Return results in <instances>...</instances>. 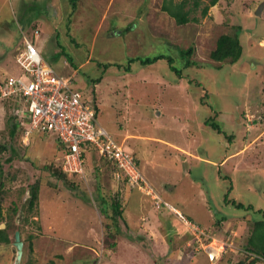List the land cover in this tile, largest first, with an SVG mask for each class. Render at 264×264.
Masks as SVG:
<instances>
[{
  "label": "rangeland",
  "instance_id": "obj_1",
  "mask_svg": "<svg viewBox=\"0 0 264 264\" xmlns=\"http://www.w3.org/2000/svg\"><path fill=\"white\" fill-rule=\"evenodd\" d=\"M163 1L78 0L73 9L70 0H0V82L21 74L15 62L21 26L34 45L37 31L43 58L57 74L73 75L74 86L95 104L98 123L136 160L138 155L148 184L156 191L159 177L164 179L172 208L226 244L215 264H260L247 242L264 214V0H219L204 16L209 3L199 0L190 14L197 22L186 25L162 10ZM235 34L242 46L239 61L213 62L217 39ZM189 48L195 52L182 56ZM160 54L171 58V66L166 59L146 66L135 61L124 71L129 59ZM13 113L10 100H0V146L16 150L0 152V228L13 222L14 208L25 242L20 264H194L204 255L191 252V235L175 216L116 182L104 159L88 155L85 176L69 173L76 188L58 179L52 173L61 158L54 137L35 132L28 145L21 133L11 139ZM31 185L39 188L29 212L24 202ZM102 196L121 203L124 221L118 218V226L102 212ZM144 197L151 205L144 202L141 212ZM147 208L164 211L150 216ZM146 222L157 224L147 228ZM153 238L165 242L154 250L147 246ZM15 255L13 242L0 244V264H14Z\"/></svg>",
  "mask_w": 264,
  "mask_h": 264
},
{
  "label": "built area",
  "instance_id": "obj_2",
  "mask_svg": "<svg viewBox=\"0 0 264 264\" xmlns=\"http://www.w3.org/2000/svg\"><path fill=\"white\" fill-rule=\"evenodd\" d=\"M38 34L34 31V37ZM15 62L21 74L11 75L0 82V100H10L22 144L28 145L35 132L52 135L67 148L61 155L59 168L68 176L69 173L85 176V160L88 155L92 157V153L98 162L104 159L112 167L116 182L124 183L125 180L128 189L138 190L149 197L156 208H163L175 216L191 235L188 246L193 252L204 254L210 264L220 259L226 244L215 234L207 233L201 226L181 216L177 209L161 199L139 172L138 161L132 153L98 123L95 104L84 98L74 86L73 75L57 74L33 41L25 36ZM252 258L264 264V258L258 255L252 254Z\"/></svg>",
  "mask_w": 264,
  "mask_h": 264
},
{
  "label": "trees",
  "instance_id": "obj_3",
  "mask_svg": "<svg viewBox=\"0 0 264 264\" xmlns=\"http://www.w3.org/2000/svg\"><path fill=\"white\" fill-rule=\"evenodd\" d=\"M78 0H70L71 6L73 9H75L76 7V2ZM208 1V5H206L203 9H202V16L206 15L207 10H208V6H213L215 5L219 0H207ZM188 4V0H182L181 2L178 3H174L173 0H164L163 1V6H162V10L164 12H166L171 18H173L175 20V22L178 25H186L190 22H197L196 18L194 17H190V14L193 13L200 5V1L199 0H194L193 1V5L191 6V8H188L186 10V5ZM63 52V51H62ZM194 48H189L187 49V51L182 52V56H191L194 53ZM62 54V53H61ZM59 55V54H58ZM242 56V46L240 43V40L238 38V35L235 34L233 36L230 35H222L220 36L217 41H216V45L215 48L211 51L209 57L213 62H217V63H223V62H229L231 64L236 63L237 61H239V59ZM159 59H166L169 63V65L171 66L172 62H171V58L167 57L165 55H157L154 56L152 58H145V59H140V58H135V59H129L128 60V66L127 68H124V71H126L127 73L130 72V64L133 62H139L140 65L146 66V65H151L153 63H155L156 61H158ZM190 65L189 62L186 63V67H188ZM116 67L118 69L121 68V66L116 65ZM98 82V80L92 81L93 85H95ZM11 117V116H10ZM210 126L213 129H218L219 127L217 126V124L215 123H211ZM8 134L9 137L11 139H14L19 133H20V128L17 125L15 119L13 118V116L10 118L9 122H8ZM42 135V134H41ZM46 135V134H44ZM55 140V139H54ZM58 150L60 151L59 154L62 155L64 153V151H66V146L58 143L55 140ZM9 149V151L11 152L12 155H14L16 153V150L13 148V146L9 145L8 148H6L5 146H0V152ZM92 156L94 157V154L92 153ZM11 159V158H9ZM9 159L7 161H9ZM139 164V163H138ZM3 164H0V191L2 190L3 187V181L1 178H3ZM110 167V166H109ZM55 170V169H54ZM111 173L112 172V167H110ZM56 172V175L58 177V179L62 180L65 183H69L68 185H73L76 188V182L70 180V176H68L67 173L63 172L59 167L58 169L56 168V171H53L52 173ZM113 176V175H112ZM124 185L126 184V181H123ZM126 189L127 186H124ZM231 187V186H230ZM30 191H29V197L26 198L25 202L27 205V210L30 212L33 210V208L36 205L37 202V197H38V185H31L30 187ZM230 189V188H229ZM130 190V189H128ZM102 204H104L105 206H107V210L110 209L112 215L109 216L107 210L102 211L104 213V215L107 217H110L113 220V223L117 225V219H122L124 221V217H122V207H121V203H119L118 199L114 198L113 200H111L110 202L107 201L104 196H102ZM121 198V197H119ZM109 202V203H108ZM224 202L225 203H230L232 206H235L236 208H244L245 207L242 204H238L233 202H230L227 200V197L224 198ZM246 209H250V207L246 208ZM17 211L14 208H11L9 210V220L13 221L10 223V225L5 226V228H0V244H11L14 241V233L17 231H19L20 234V239L23 243V237H22V233H21V228L20 226H16L14 223L15 220V216H16ZM3 211H2V206H1V200H0V224L3 221ZM14 230V231H13ZM11 232H12V238H11ZM111 237H114L113 235ZM115 238V237H114ZM248 246L250 248V250L252 251L253 254H256L262 258H264V214H263V218L259 221L254 222L253 224V228H252V233L248 239ZM31 250V249H30ZM253 261H256V259H253ZM250 264H254V262H251Z\"/></svg>",
  "mask_w": 264,
  "mask_h": 264
},
{
  "label": "crops",
  "instance_id": "obj_4",
  "mask_svg": "<svg viewBox=\"0 0 264 264\" xmlns=\"http://www.w3.org/2000/svg\"><path fill=\"white\" fill-rule=\"evenodd\" d=\"M21 28H23V30L22 29H20V34H21V37L19 38V40H17L18 41V45H22V40H23V37L25 36V33H24V31H25V28H26V26L25 25H23V26H21ZM113 33V32H112ZM111 33V34H112ZM38 36H39V34L35 37V40L34 41H36L37 40V45H36V42H35V45L37 46V48L41 51V48H42V43L40 42V41H38L39 40V38H38ZM26 37V36H25ZM29 39V38H28ZM16 41V42H17ZM92 50H93V45L91 46V53H92ZM90 53V54H91ZM89 57V56H88ZM88 62H84L83 64H87ZM80 66H83V65H81L80 64ZM74 72H76V70L74 71ZM127 136H129V137H131L130 135H126L125 136V138L127 139ZM132 140H129V142L132 144V145H134L135 146V144H136V142H135V140L133 139V138H131ZM176 146V145H175ZM135 148H136V146H135ZM172 149L175 151V152H177V151H180V150H183V149H181L180 147H173V145H172ZM240 152H242V150H239V151H237L234 155H238ZM233 154L231 153V154H229V155H227L226 157H225V159H227V158H231L232 156H233ZM137 160H139L138 159V155H137ZM148 159V158H147ZM198 161H201L202 160V158L201 157H198ZM151 161V160H150ZM221 165H222V161L219 163V165H218V167L220 168L221 167ZM144 177H146V176H144ZM147 179H148V177H146ZM162 180H164V179H162L161 177H159V180H158V185H156L154 182H152L151 181V183L155 186L156 185V191L158 192V194H159V196L163 199V201H165V202H167L166 200H165V197H167L165 194V192H166V190L167 189H165V188H167V185L165 184V180L164 181H162ZM148 181H149V179H148ZM150 182V181H149ZM145 198V197H144ZM127 199H128V197H127ZM144 202L146 203V204H150V202H148V200L145 198V199H142V202H140L141 204H140V207H141V212H144L143 210V204H144ZM167 203H169V202H167ZM151 205V204H150ZM147 215H150V216H154V211L155 212H161V214H162V211H164V210H155L154 208H153V210H150V208H147ZM179 211V210H178ZM159 212V213H160ZM166 212V211H165ZM166 213H168V212H166ZM169 214V213H168ZM146 215V216H147ZM170 215V214H169ZM165 216V215H164ZM171 216V215H170ZM147 218V217H146ZM166 221H167V224H169V226H171L170 225V220L166 217ZM153 223H155V224H157L156 222H152V224H149L148 222H146V224H144V226H148V224H149V226L147 227V228H152V225H153ZM155 229H156V233H157V230H158V226H155ZM144 230H146V228L144 227ZM188 233V232H187ZM160 234H162V232H160ZM153 235H154V232H153ZM188 235H189V233H188ZM190 236V235H189ZM163 236H161V238H162ZM188 236H186V238H187ZM189 238V237H188ZM163 239V238H162ZM152 240V241H151ZM163 240H165V239H163ZM163 240H161L160 238H158V239H156V238H153V239H150L149 240V243L147 244V246L149 247H151L152 249H154V250H157V246L159 245V242H165V241H163ZM188 241L190 240V239H187ZM139 242H142V241H139ZM140 244V243H139ZM143 243H141V245H142ZM188 245V244H187ZM86 250H88V247H86ZM167 251L165 250V252H164V254L166 253ZM191 252H193L192 251V249H191ZM161 256H163V254H160ZM178 257H179V259L181 258V255L179 256V253H178V256H177V259H178ZM176 261V260H175ZM188 261V260H187ZM194 264H208V262H207V259H206V257L204 256V255H201V256H199V257H196L195 259H193V261H192ZM176 263H178L179 264V262L177 261ZM146 264V263H145Z\"/></svg>",
  "mask_w": 264,
  "mask_h": 264
},
{
  "label": "water",
  "instance_id": "obj_5",
  "mask_svg": "<svg viewBox=\"0 0 264 264\" xmlns=\"http://www.w3.org/2000/svg\"><path fill=\"white\" fill-rule=\"evenodd\" d=\"M262 5L259 6L258 10L256 11V15L260 16L261 11H262ZM13 246L16 249V255H15V260L14 264H20L22 256H23V242L20 239V234L18 231L14 233V241H13Z\"/></svg>",
  "mask_w": 264,
  "mask_h": 264
},
{
  "label": "clouds",
  "instance_id": "obj_6",
  "mask_svg": "<svg viewBox=\"0 0 264 264\" xmlns=\"http://www.w3.org/2000/svg\"><path fill=\"white\" fill-rule=\"evenodd\" d=\"M206 257V256H205Z\"/></svg>",
  "mask_w": 264,
  "mask_h": 264
}]
</instances>
